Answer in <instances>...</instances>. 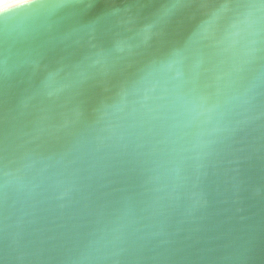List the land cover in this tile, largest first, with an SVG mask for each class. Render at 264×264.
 <instances>
[{
	"label": "water",
	"instance_id": "water-1",
	"mask_svg": "<svg viewBox=\"0 0 264 264\" xmlns=\"http://www.w3.org/2000/svg\"><path fill=\"white\" fill-rule=\"evenodd\" d=\"M243 2L211 39L217 5L178 6L147 45L152 3L0 22V264H264V4Z\"/></svg>",
	"mask_w": 264,
	"mask_h": 264
},
{
	"label": "snow or ice",
	"instance_id": "snow-or-ice-1",
	"mask_svg": "<svg viewBox=\"0 0 264 264\" xmlns=\"http://www.w3.org/2000/svg\"><path fill=\"white\" fill-rule=\"evenodd\" d=\"M43 2L44 0H22L21 5L5 9L3 13L0 14V22H4L8 14L17 11L18 7H34L42 4ZM128 2L131 6L129 9L131 14L128 17L129 23L135 21V13L132 12V8H139L146 3L158 5L156 20L153 23L146 25L142 32L138 33V35L143 36V43L147 45L153 41L163 42L165 40L166 31L164 24L173 16V10L176 7L188 4H207L210 0H128ZM211 2L217 5L216 11L209 15L207 20L199 26V29L196 32L200 33L204 39L212 38L213 29L217 26L213 23V21L218 18L216 16L217 12L227 13L231 9L239 8L245 4L243 0H211ZM260 2L264 4V0H260ZM100 3L101 0H58L57 6L67 8L75 7L80 10V13L83 16H88L93 13ZM98 20H104V17L101 16ZM98 20L95 24H86L85 27L95 30L96 27L101 24Z\"/></svg>",
	"mask_w": 264,
	"mask_h": 264
},
{
	"label": "bare ground",
	"instance_id": "bare-ground-1",
	"mask_svg": "<svg viewBox=\"0 0 264 264\" xmlns=\"http://www.w3.org/2000/svg\"><path fill=\"white\" fill-rule=\"evenodd\" d=\"M20 1H22V0H4V3L2 6H0V9L7 7L9 5L15 4V3L20 2Z\"/></svg>",
	"mask_w": 264,
	"mask_h": 264
},
{
	"label": "clouds",
	"instance_id": "clouds-1",
	"mask_svg": "<svg viewBox=\"0 0 264 264\" xmlns=\"http://www.w3.org/2000/svg\"><path fill=\"white\" fill-rule=\"evenodd\" d=\"M4 3V0H0V6H2Z\"/></svg>",
	"mask_w": 264,
	"mask_h": 264
}]
</instances>
